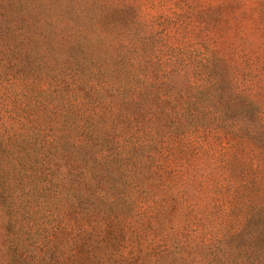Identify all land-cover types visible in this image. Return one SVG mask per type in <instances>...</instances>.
I'll use <instances>...</instances> for the list:
<instances>
[{"label":"trees","instance_id":"obj_1","mask_svg":"<svg viewBox=\"0 0 264 264\" xmlns=\"http://www.w3.org/2000/svg\"><path fill=\"white\" fill-rule=\"evenodd\" d=\"M88 2L0 0V89L18 84L48 112L34 139L25 140L20 119L0 141V202H29L52 221L50 233L35 235L39 218L17 224L13 217L9 238L0 241L1 264H56L61 222L60 264H120L137 256L138 264H216L226 241L256 231L264 211L262 203L243 204L253 198L245 192L251 161L235 152L243 139L264 153V108L213 43L183 47L174 25L124 18L131 3ZM242 5L264 25V0ZM96 9L109 18L99 24ZM17 15L21 27L12 20ZM49 202L60 204L58 224ZM7 204L12 213L30 214ZM147 223L157 236L153 246L126 240ZM24 228L33 230L32 257L20 250L31 245ZM236 249L253 252L250 239ZM256 250L263 259L264 245Z\"/></svg>","mask_w":264,"mask_h":264},{"label":"rangeland","instance_id":"obj_2","mask_svg":"<svg viewBox=\"0 0 264 264\" xmlns=\"http://www.w3.org/2000/svg\"><path fill=\"white\" fill-rule=\"evenodd\" d=\"M119 1L121 2V0ZM180 1H186V4L180 3ZM244 1L245 0H194L193 4L195 7L193 9L191 0H122V2L133 4L134 9H127L123 17L131 21L134 16L139 14L140 17L144 16L150 23L153 22L157 24L159 28H169L172 30V26L174 25V32L171 33H175L174 37L182 41V44H184L183 47L191 46L196 42H200L204 45L205 43H213L219 56L230 65L232 70H236L237 83L243 88L244 92L250 93L252 97L254 95L255 98H258V101L264 108V25L261 21L263 16L260 18L257 11L250 10V7L249 10L247 7H244L242 5ZM88 3H92V0H89ZM97 10L102 11V14L100 12L97 13L96 21H98L99 24L105 22L109 18L108 15H104L106 9H103L104 11L102 9H96V12ZM34 13L37 15V18H42V10L38 9ZM30 18H32V15ZM23 19L22 15H17L12 18L17 27L23 25ZM56 25L58 26L59 23H56ZM34 26H38V22L35 23ZM103 29L105 28L103 27ZM96 30H102L101 26L96 28ZM172 40L173 38L170 40L171 43L168 42L171 46L174 44ZM113 41L115 42L116 40ZM103 45L104 40H101L100 46L103 47ZM157 45L159 46V44ZM152 55H157L158 59L161 57L163 58L160 53L157 54L156 50L155 54ZM16 89L19 90L17 96L14 94L16 93ZM20 90L18 84L16 87H11L8 90L0 89V93L2 92L0 94V141L2 142L3 139L5 141L7 135L16 130L17 127L14 125L16 121L20 119L25 124L24 137L27 141L32 138L34 139L35 134L38 133L36 131L38 129L42 130V126L44 125L43 122H46L44 113L47 112V107L44 105H37L35 101H39V99L34 98L33 95L29 96L27 94L25 98L23 95L25 92ZM37 120L39 123L35 122ZM11 139L12 138L9 140ZM236 143H238L235 146L237 155L246 162L251 161L249 173L246 171L244 172L246 173V177L250 179V185L245 188L246 196L249 195L248 192L250 190V195H252L253 198H257L256 201L253 202V198L249 196L248 201L243 202V204L245 206L247 204H252V206L261 203L264 204V153L261 151L260 147L248 140L240 139V141ZM24 145L28 146V144L25 143ZM4 176H6V174H3L1 177ZM255 177L258 179L257 183L254 182ZM212 201L215 200L213 199ZM7 203H11L12 208L22 205L26 210L30 211V214H26L21 210L20 212L24 213V217L17 213V211L12 213L9 208L10 204ZM214 203L218 207L222 204L219 202ZM48 204L55 211L57 216L56 223L58 224L63 220V215L59 210L60 204L59 202H49ZM238 204L242 205V202ZM218 207L217 210L219 209ZM36 209L40 211L35 212ZM28 216L39 218L40 220L38 229L33 234H42V230H45L46 233L51 232L50 227L47 226L49 223H52V221H50L51 218L46 217V212H44L42 208H34L33 204L29 202H0V241L9 238V232L13 230L11 229L12 221L14 222L13 217L16 218L18 224L21 219H25ZM197 217L198 215H195V218ZM181 218L182 216L179 219ZM254 222H257V224L254 225V228H257L256 231L252 230V232L250 231V233L244 234L240 239L238 238L237 242L228 243V241H226L224 249L219 250L216 253L217 255H215L219 260L216 264L247 263V259L249 258H252L253 264H264V258L260 259V255H258L259 250H256L264 245V211ZM63 224L64 222H61L59 224V226H61L60 229H57V233L55 232L57 241L55 248L57 249L54 262H56V264H60L62 261L64 262V257L61 256H65L66 253L61 249ZM215 224H217V222H215ZM235 224L237 225V223ZM150 227L151 225L147 223L142 225L141 229H139L140 231L130 230L128 234H125L126 240L132 239L133 242L140 245L151 242L150 246L147 247L153 246L157 236ZM235 228H237V226ZM24 232H28V234H25L27 237V235L32 234L33 230L31 231L24 228ZM257 232L260 233L259 236L256 235ZM150 236H152V238ZM27 239L26 243L28 244L30 239L28 237ZM249 239L253 247V252H249V254L238 252V247L241 246V243L244 241L247 244ZM30 244H33V240H31ZM31 245L20 248V250H24L27 256L29 255L32 257L34 254V247ZM74 246L72 241V248H74ZM126 248L129 249V246ZM133 248L135 249V247ZM137 248L141 247L137 245ZM235 248H237L236 251L238 253L235 252ZM138 253L139 252L136 253V256ZM1 255L2 252L0 251V264L4 261ZM9 255H11V253ZM26 259L27 258H25V260ZM29 259L30 257L27 261ZM137 259L138 260L129 259L120 264H138L142 258L137 256Z\"/></svg>","mask_w":264,"mask_h":264}]
</instances>
